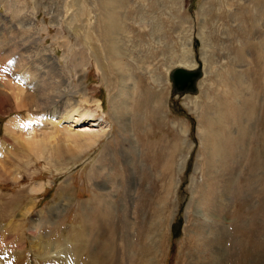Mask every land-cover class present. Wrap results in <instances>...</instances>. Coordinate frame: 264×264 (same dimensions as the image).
I'll use <instances>...</instances> for the list:
<instances>
[{
  "label": "rangeland",
  "instance_id": "rangeland-1",
  "mask_svg": "<svg viewBox=\"0 0 264 264\" xmlns=\"http://www.w3.org/2000/svg\"><path fill=\"white\" fill-rule=\"evenodd\" d=\"M7 29L39 37L107 127L61 155L20 150L0 177V258L264 264V0H7ZM183 60L201 71L194 92L174 88Z\"/></svg>",
  "mask_w": 264,
  "mask_h": 264
},
{
  "label": "bare ground",
  "instance_id": "bare-ground-1",
  "mask_svg": "<svg viewBox=\"0 0 264 264\" xmlns=\"http://www.w3.org/2000/svg\"><path fill=\"white\" fill-rule=\"evenodd\" d=\"M6 1L0 0V3ZM33 25L34 22H30L29 28L34 27ZM17 37L19 36L12 30L7 29L5 32L0 30V113L13 115L5 127L6 139L2 155H0V177L6 175V180L12 175V167L18 166L19 161L22 162L23 149L34 154H41L45 150L52 149L61 155L59 146L68 149L78 146L90 147L106 134L107 127L106 117H92L91 115L95 113L83 107L80 99L73 93H68L72 75L66 72L56 55L42 46L43 43L40 44V38L35 37L33 32L21 34L22 40L17 41ZM13 40L14 43L10 44ZM95 62L99 72L105 76L107 67L105 62L102 63L99 58ZM120 62L121 60L118 59V64H121ZM188 62L183 60L180 65L177 64L178 67L184 68L194 66ZM171 72L170 75H172ZM135 87H129V90H126L125 102L131 97L133 99ZM184 91L189 92L187 90L182 92ZM132 105L130 102V106ZM89 123L92 128H82ZM77 126L78 130L75 129ZM57 136L63 140L62 144L52 143L51 138ZM6 142H10L8 147ZM70 143L76 145H69ZM17 149L19 152H13ZM31 209L26 208L23 214L25 215V212ZM36 226L38 223H32L30 229L34 233V246H38L39 243L38 240H34L37 238ZM2 251L4 252V249ZM43 253L46 254V252ZM8 261L7 258H0V264H7ZM15 264H22V262L16 261Z\"/></svg>",
  "mask_w": 264,
  "mask_h": 264
},
{
  "label": "water",
  "instance_id": "water-1",
  "mask_svg": "<svg viewBox=\"0 0 264 264\" xmlns=\"http://www.w3.org/2000/svg\"><path fill=\"white\" fill-rule=\"evenodd\" d=\"M201 76L199 69H187L184 67H176L172 71V81L174 88L178 91L187 90L189 92L196 91V82Z\"/></svg>",
  "mask_w": 264,
  "mask_h": 264
}]
</instances>
